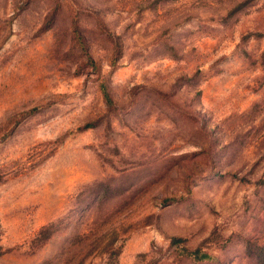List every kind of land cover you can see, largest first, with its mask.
Returning <instances> with one entry per match:
<instances>
[{"label":"rangeland","instance_id":"obj_1","mask_svg":"<svg viewBox=\"0 0 264 264\" xmlns=\"http://www.w3.org/2000/svg\"><path fill=\"white\" fill-rule=\"evenodd\" d=\"M0 264H264V0H0Z\"/></svg>","mask_w":264,"mask_h":264},{"label":"trees","instance_id":"obj_2","mask_svg":"<svg viewBox=\"0 0 264 264\" xmlns=\"http://www.w3.org/2000/svg\"><path fill=\"white\" fill-rule=\"evenodd\" d=\"M103 94L104 95H106L105 94V92H103ZM199 252L198 251H194V252H192V253H190V255H197ZM197 258H198V260H201L202 258H204V257H207L205 254H202V255H200V256H196Z\"/></svg>","mask_w":264,"mask_h":264}]
</instances>
